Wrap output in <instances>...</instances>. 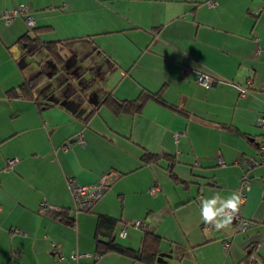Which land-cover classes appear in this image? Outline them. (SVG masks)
Here are the masks:
<instances>
[{
    "label": "crops",
    "instance_id": "obj_1",
    "mask_svg": "<svg viewBox=\"0 0 264 264\" xmlns=\"http://www.w3.org/2000/svg\"><path fill=\"white\" fill-rule=\"evenodd\" d=\"M208 1L0 0V14L26 5L34 26L48 28L40 40H63L73 51L65 71L72 82L60 85H75L74 94L91 78L100 87L77 99L58 96L62 70L49 76L39 65L46 53L34 62L18 43L29 31L24 18L9 25L0 18V264H144L96 252L99 215L116 219V231L142 221L115 240L138 250L145 233L157 236L154 264H249V253L264 264V163L247 173L237 213L250 222L245 230L232 222L218 231L199 209L204 198L239 192L243 161L264 148V0ZM39 70L45 92L36 89L35 97L53 105L5 96ZM201 75L214 79L209 88L198 83ZM144 92H159L162 101L147 100L135 114L93 109L105 93L122 101ZM143 154L157 159L144 163ZM109 171L120 177L89 212H75L71 186ZM62 209L73 226L60 221ZM73 251L84 256L73 261Z\"/></svg>",
    "mask_w": 264,
    "mask_h": 264
},
{
    "label": "trees",
    "instance_id": "obj_2",
    "mask_svg": "<svg viewBox=\"0 0 264 264\" xmlns=\"http://www.w3.org/2000/svg\"><path fill=\"white\" fill-rule=\"evenodd\" d=\"M48 28H36L35 26L29 27L28 33L24 34L18 39V43L24 46V55L27 57L33 58L38 52L40 53L42 50L46 53V57H52L54 59L56 65L63 66L65 65L64 56L61 53V48L65 45L63 40H56V41H42L39 38V34L42 31H45ZM68 61V60H67ZM69 64V62H68ZM68 64L66 67H68ZM63 70V68H62ZM67 70V68H66ZM77 71V70H76ZM75 72V70H74ZM67 73V72H66ZM70 73V72H68ZM76 75V72L74 73ZM78 77V75H76ZM47 78V74L43 71L38 72L36 75L25 79L18 87L12 88L5 93L7 98H22L26 100H32L40 105L51 106L54 103L48 101V96L46 98L37 99L35 96L36 89L43 87V84ZM68 79L64 80L67 82ZM78 80V79H77ZM93 80L88 81L82 88L81 94L82 96H86L90 89L93 88ZM81 87V86H80ZM54 91L48 90L46 92L47 95L52 94ZM155 100L161 102V96L159 92L157 93H148L144 92L141 93L136 99L134 100H116L110 93L103 94L100 99L94 104L93 109L96 110L101 106H105L111 112L118 115L120 113H129L135 114L138 113L144 103L147 100ZM63 100H56L55 104H61ZM157 157L150 156L148 154H143L142 161L144 163H150L155 161ZM116 172V171H114ZM118 174V178L120 174ZM173 180L176 181V177L174 174H170ZM117 178V179H118ZM116 179V180H117ZM97 202V201H96ZM91 209L85 212H89ZM76 212V211H75ZM60 221L68 226H73L74 221L73 218L69 216V213L62 209L59 212ZM116 224L117 220L109 217L99 215L96 223V231L94 235V239L96 242V252L98 254H106L109 252H116L123 255H128L129 257L144 263V264H154L156 259V251H157V243L159 238L151 233H145L141 247L138 250H130L118 244L115 240L116 234ZM252 252V251H251ZM252 253H249L251 255ZM247 256V258H248Z\"/></svg>",
    "mask_w": 264,
    "mask_h": 264
},
{
    "label": "built area",
    "instance_id": "obj_3",
    "mask_svg": "<svg viewBox=\"0 0 264 264\" xmlns=\"http://www.w3.org/2000/svg\"><path fill=\"white\" fill-rule=\"evenodd\" d=\"M208 5L212 6L215 4L214 1L210 0L207 2ZM17 17H23L28 27H33L34 22L31 16L29 15V11L26 5H20L14 8L5 9L1 12L0 18L4 22V24L9 25L11 24ZM197 81L200 85H202L205 88H209L213 82L214 79L210 76L201 75L197 78ZM261 91L264 93V79L262 81L261 85ZM247 92L245 87L240 88V95H243ZM258 124L260 127L264 128V117H260L258 119ZM76 141L79 144H84V140L81 136V134H77L75 137ZM264 148L261 147V152L258 153L256 157L247 158L243 161V167L245 170V173L241 177V184H240V194L242 199L244 198V192L248 188V181L249 178L247 176V173L252 168L259 166L264 163ZM17 162L15 158L8 159L6 161V168L5 170H10L12 166ZM118 178V174L114 171H109L105 174H103L99 179L91 184V185H72L71 186V195L74 201V211L76 212H85L92 208V206L95 204L97 200L101 198L105 190ZM159 191V186L156 184H153L149 189V194L151 196H155ZM46 206H41V209L45 208ZM234 227L238 228L240 230H245L246 227L249 225L250 222L247 220L242 219L239 214H236L233 218ZM132 226L134 228H143L144 223L142 221L136 220L132 221L130 223H125L119 229L116 233L119 237H125L127 234V229ZM227 247V243L224 245ZM84 256V254H81L79 252L73 251L71 253L70 259L75 261L79 259L80 257ZM249 264H261L260 261L256 259L254 254L248 256L247 258Z\"/></svg>",
    "mask_w": 264,
    "mask_h": 264
},
{
    "label": "clouds",
    "instance_id": "obj_4",
    "mask_svg": "<svg viewBox=\"0 0 264 264\" xmlns=\"http://www.w3.org/2000/svg\"><path fill=\"white\" fill-rule=\"evenodd\" d=\"M241 203L242 197L238 191L232 192L227 198H222L218 194L204 198L199 205L201 220L218 231L225 229L231 225Z\"/></svg>",
    "mask_w": 264,
    "mask_h": 264
},
{
    "label": "rangeland",
    "instance_id": "obj_5",
    "mask_svg": "<svg viewBox=\"0 0 264 264\" xmlns=\"http://www.w3.org/2000/svg\"><path fill=\"white\" fill-rule=\"evenodd\" d=\"M68 49H69V47L68 46H63L62 48H61V53H62V55L64 56V60H65V65H63V66H59V65H56V63H55V61H54V59H52V57H46V56H44L45 55V52L42 50L40 53H39V55H37L36 57H35V59H34V57L33 58H30V59H32V60H34V62H36V61H38V59H40L41 58V56H44L43 58H42V60L41 61H39V65H43L40 69L41 70H43V69H45L46 70V72H47V74L49 75V76H51V74H53L56 70L57 71H59V69L60 70H62V68H63V70L61 71V73L59 72L58 73V76H57V78H56V82L58 83V89L59 88H61V87H63L62 85H60V83L59 82H61L62 80H64L65 78H67L69 81H71V79L73 78L72 77V72H70L69 74H67L65 71H66V65L68 64L67 63V60L68 61H70L69 60V58H70V55L73 53V51H69L68 52ZM28 58V57H27ZM28 58V59H29ZM33 64V66H35L36 67V65L34 64V63H32ZM87 64H88V66L89 65H93L94 63L91 61V63L89 64L88 62H87ZM77 65V64H76ZM68 66H70L69 64H68ZM94 66H95V68L93 69L92 68V73H93V76H94V78H96L97 79V76L99 75V72H100V68H99V65L98 64H94ZM74 68H75V70L77 69V67H75V65H74ZM86 68V67H85ZM99 68V69H98ZM71 69V68H70ZM71 71V70H70ZM39 72H40V70H39ZM38 73V72H37ZM74 76V75H73ZM91 77H92V75H91ZM93 80V91H95V94H98L97 92H99L100 91V87H99V84H96V86H95V83H96V80L95 79H91V78H88V79H82L81 80V82L80 83H82L81 84V87L79 88V91L78 92H76V93H74V94H72V92H73V86L75 87V85H71L70 86V88L69 87H63V88H61L59 91H58V93H57V95L59 96H63V95H66V94H72L73 95V97H75V99H77L78 98V96H80V92H81V88L88 82V81H92ZM72 82V81H71ZM69 86V85H68ZM56 87V86H55ZM42 91H44L45 92V88H42ZM42 94H44V93H42ZM51 98H53V97H51Z\"/></svg>",
    "mask_w": 264,
    "mask_h": 264
}]
</instances>
